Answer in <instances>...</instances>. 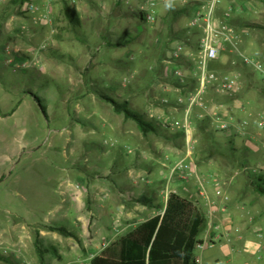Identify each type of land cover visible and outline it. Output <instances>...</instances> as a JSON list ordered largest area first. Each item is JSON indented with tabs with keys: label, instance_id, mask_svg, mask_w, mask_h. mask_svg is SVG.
Returning <instances> with one entry per match:
<instances>
[{
	"label": "rangeland",
	"instance_id": "obj_1",
	"mask_svg": "<svg viewBox=\"0 0 264 264\" xmlns=\"http://www.w3.org/2000/svg\"><path fill=\"white\" fill-rule=\"evenodd\" d=\"M43 1L38 2L43 5ZM155 1V22L141 19V13H152L146 0H49L44 6L36 5L35 12L26 3L25 12H18L20 17L12 22V7L0 6V264H91L89 255L70 254L73 236L49 228L62 226L76 237L63 218H54L63 198L73 197L75 186L81 187L85 202L90 188L114 186L117 179L127 177L139 197L155 199L158 208L173 190L183 187L189 190L188 198L201 202L197 179L178 177L167 182L170 161L166 158H184L188 139L186 135L176 138L181 132L164 126L166 119L182 120L184 110L179 115L163 112L161 100L174 101L177 95L160 86L165 77L174 86L171 78L176 66L169 65L166 76L162 62L172 55L168 43L185 38L193 46L199 42L190 26L192 15L176 19L171 12L200 0ZM48 10L51 22L42 19ZM228 12L233 20L251 25L238 28L243 50L264 60V0H221L215 14L223 18ZM221 61L223 65L219 63L215 71L228 73L236 65L241 71L243 90L236 98L251 115L234 112L230 127L222 129L212 116L199 118L196 111L195 124L205 121L206 130L194 131V157L197 162L217 155L227 181L233 172L244 173L247 164L248 173L225 186L229 211L240 191L256 209L253 226L262 228L243 240L233 229L229 237L210 246L204 226L200 238L205 248L198 247L196 256L200 264H264V252L258 254L256 248L264 247V239L258 238V233L264 234V197L254 185L264 171V127L258 121L264 113V82L240 61L233 64L232 56ZM189 85L195 89L196 80ZM108 98L129 101L136 113L156 124L157 131L144 135L134 121L114 111ZM220 100L232 106L235 99L216 98ZM172 101L170 106L175 104ZM139 175L144 178L140 185ZM208 187L219 197L213 183ZM63 204L58 214L67 221L88 207ZM186 239L180 235L177 245L183 247ZM112 242L99 243L98 249Z\"/></svg>",
	"mask_w": 264,
	"mask_h": 264
},
{
	"label": "crops",
	"instance_id": "obj_2",
	"mask_svg": "<svg viewBox=\"0 0 264 264\" xmlns=\"http://www.w3.org/2000/svg\"><path fill=\"white\" fill-rule=\"evenodd\" d=\"M38 1L41 2L43 0H25L24 2H20V0H0V6L8 4L10 5V8L12 7L9 14V17L11 19L10 21L12 22L13 20L20 17L19 13L25 12L27 5L34 4V5L44 6L48 4L49 0H44L43 5H41ZM176 43L182 45L184 48L182 57L179 60H174L172 59L171 56H169L162 61L163 64H166V69H165L166 76H168L167 73V69L169 68L168 66L169 65L176 66L173 72V78H171L172 81L174 80L173 81L174 86H170V84L166 83V81H168L167 79H165L166 77L162 79V80H166L165 84L162 85L161 82L160 86L162 89H164L166 93L176 94L177 97L176 99H173L175 101L174 106L173 105L170 106L172 99L164 98L160 100L163 102L161 104L165 108V109L163 108V112H166L168 110L170 113L171 111L177 112V114L179 115V113L184 110V115H185V107L184 105L178 103V100L180 98L186 97L189 94V92L193 89V88L191 89L189 88L190 86L189 84L195 80L194 71L196 68V64L194 62V57L198 55L199 42L198 45L193 46L191 45V39L185 38L184 40L176 39L168 44H171L173 46ZM224 56L230 57V55L228 54H224L223 57ZM221 62L218 61L212 63L211 69L213 70L216 69L215 67L219 63L220 65L221 64L223 65V61ZM237 67H238L237 65L231 66V68L228 69L229 72L228 71L227 72L228 73L234 71H237V73L241 72L238 70ZM221 72L226 73L224 72V70H222ZM179 74H183L184 77L187 79L186 84L181 83L182 78L178 76ZM177 82L179 83L177 84ZM210 95L215 97L217 96L216 97L217 99L219 98V99H235V100H233L232 106H230L229 104H223L224 101L220 100V102H217L216 107H213L212 112H206L195 109V112L193 113L194 117L197 114L196 111H198V113H200L199 118L208 115L210 117L212 116L216 122L217 120H219L220 122H224V121L229 122L232 121V119H234L233 118L235 116L234 112L236 113L243 112L242 114L245 117L251 115L250 111L244 106V103L236 98L238 95H235L234 97H228V96L220 95L216 91L214 94H212L210 91ZM151 112H153L151 116L152 115L155 116L154 110H151ZM213 114H217V116H214ZM194 117L192 118L194 124L193 131L197 129V125L194 122ZM166 120H164V122ZM258 121L260 125L264 127V113L260 114V118L258 119ZM162 122L163 120L160 122V124H162ZM244 124L248 126L249 122L245 120ZM174 155L179 156L177 154ZM216 158L217 155H213L207 158L204 157L203 159H198V161L196 162L194 157V161H195L194 174L192 175V177H190L193 180L197 179L200 184V188H198V191H196V193L198 194V196L202 198V200L201 202H199V200H196L194 202L202 210V213L206 218L205 226H207V234L209 236L208 239L211 240L212 243H214L212 246H214L217 241H221L225 237H229L231 235L230 231L233 229L240 234L239 239L243 240V239H248V237H250L252 232L256 230L260 231L262 228L260 226L259 228L258 227L255 228L253 226L255 224L256 216L253 217L252 215L256 213V209L253 208V206H251V203L246 199L247 197L246 195L240 194V191L239 193H237L238 201L234 203L235 206L232 208V211L231 212L229 211L228 201L230 200V196L228 195L230 194L226 190L225 186L230 184V181L234 180L238 176L242 174L245 175V173L247 174L248 173L247 170L248 166H246L247 164H245L244 173H242V171L233 172V174L230 176L231 178L229 177V180L227 181L226 179L227 174L225 175L222 173V170L220 169V166ZM262 172H263L262 174H264V171ZM214 177H218L221 180V183L223 184V195L221 196L219 195V197L214 196L211 192H208L209 190L208 186L211 185L212 183L214 184V188H216ZM126 178L117 179L118 182L114 186H109L101 189H98V187H95V189L90 188V194L86 200L88 202L86 201L84 202V197H83L84 194L78 191L76 188H74L73 189L74 192H72L73 197L72 195H70L71 198L70 197L63 198V202H68L73 205H77V207L79 208L85 203L86 205L85 204L84 205L88 207L86 209V212H83L79 216L76 215L75 218L73 217V219L71 217V219L70 220L68 219L67 221L65 217H63L64 215L58 214L61 209L65 208L63 202L62 205L60 204L57 207L56 211L58 210V212L54 214L55 220H60L61 218H63L62 220L66 222V224L69 227H72L70 229L76 232V237H71L72 238L71 240L73 242V243L71 242L73 244V248L69 247L70 250L69 252L74 257L78 256L79 258H81L83 257V255H89V257L94 258L95 256L101 253V250L98 249L99 243L102 244L105 241H116L122 236L135 230L139 225L146 222L147 220L159 214L161 215L164 214L168 202V197L167 199H165V203L162 208L157 207V203L155 199L154 201L152 199H149V202L145 204L141 203L139 202V198H140L139 196L142 195H140V193L135 189L134 186L128 184ZM143 179L144 178H142V176L139 175L136 182H138L140 185ZM189 179H185L183 181H187ZM201 183H203L204 185V190L207 192L208 198L200 195ZM67 191L68 190L66 189L64 195L67 194ZM173 192L188 198L186 195L187 193H189V190L186 187L179 188V191L173 190ZM72 193L69 192V194ZM224 195H227L229 199L225 200ZM72 198L77 202L76 203L73 202L71 200ZM57 216H59L60 219H58ZM248 216L251 217L248 218ZM221 230H225V233L219 234L218 232ZM258 238H260L261 240L264 239V234L258 233ZM199 239L202 241V244L206 243L200 238V236ZM256 248L258 254L264 252V247L262 245L259 244L257 245ZM198 264H200L199 260H198Z\"/></svg>",
	"mask_w": 264,
	"mask_h": 264
},
{
	"label": "built area",
	"instance_id": "obj_3",
	"mask_svg": "<svg viewBox=\"0 0 264 264\" xmlns=\"http://www.w3.org/2000/svg\"><path fill=\"white\" fill-rule=\"evenodd\" d=\"M148 5L152 7V13L147 11L146 20L155 22L157 17L155 14L156 1L146 0ZM221 0H200L196 10L192 14L191 28L199 35L198 55L194 57L196 68L194 78L197 82L195 89L191 90L186 97L180 98L178 103L184 105L185 115L182 120H166L164 126L172 131L185 133L188 139L187 154L184 158L178 161H171L170 157L166 158L169 162V179L171 180L180 177L182 180L189 179L194 174V131L192 115L195 109L212 112L213 107H216L217 102L214 96L210 95L212 88L223 96L234 97L243 88L241 75L237 72L220 73L211 69L212 63L221 60L224 54L232 56V63L236 65V60L240 61L245 67L251 70L264 82V60L260 57L247 54L242 48L241 34L238 29L230 24L233 20L231 13H226L223 18H219L216 14V8ZM30 11H37L38 7L34 4H29ZM50 10L43 13L42 19L49 20ZM183 46L175 44L172 46V59L179 60L183 55ZM181 83L186 84L187 79L183 74H179ZM217 116V114H213ZM220 128H229L231 124L228 122H220L217 120ZM246 127V124H244ZM215 187L218 190V195H223L222 183L218 177H214ZM80 191V186H75ZM200 195L207 196L204 190V185L201 183ZM169 197V195H168ZM225 200L229 197L224 195ZM214 243H210L212 246ZM198 247L205 248V244H200ZM6 254L7 251L4 250Z\"/></svg>",
	"mask_w": 264,
	"mask_h": 264
},
{
	"label": "trees",
	"instance_id": "obj_4",
	"mask_svg": "<svg viewBox=\"0 0 264 264\" xmlns=\"http://www.w3.org/2000/svg\"><path fill=\"white\" fill-rule=\"evenodd\" d=\"M24 1L20 0V2ZM196 7L197 2L188 4L179 11L171 12V16L177 19L181 15H192ZM68 15L72 17L69 12ZM145 17L146 14L141 13V19L145 21ZM230 24L237 29L251 28L250 24L235 19L231 20ZM107 100L113 105L117 114L134 121L144 135L157 131L156 124L148 122L143 115L136 113L130 107L129 101L118 102L112 98ZM197 129L203 133L206 130L205 121L199 122ZM182 135L185 133H178L175 137ZM256 178L254 183L256 192L264 197V174H259ZM139 202L145 204L149 199L141 197ZM205 224L206 218L194 201L172 192L163 215L159 214L147 220L132 232L113 241L92 259L91 264H198L195 253L197 247L202 244L199 236ZM49 228L65 236H75L62 226ZM180 235L187 237L183 247L177 245ZM38 252L42 259L43 253L40 248Z\"/></svg>",
	"mask_w": 264,
	"mask_h": 264
}]
</instances>
